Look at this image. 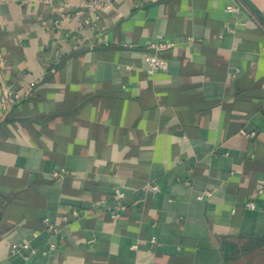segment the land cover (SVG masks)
Masks as SVG:
<instances>
[{"label":"crops","instance_id":"1","mask_svg":"<svg viewBox=\"0 0 264 264\" xmlns=\"http://www.w3.org/2000/svg\"><path fill=\"white\" fill-rule=\"evenodd\" d=\"M87 2L0 0L25 96L0 109V264H234L227 243L264 264V24L241 0Z\"/></svg>","mask_w":264,"mask_h":264},{"label":"built area","instance_id":"2","mask_svg":"<svg viewBox=\"0 0 264 264\" xmlns=\"http://www.w3.org/2000/svg\"><path fill=\"white\" fill-rule=\"evenodd\" d=\"M49 1V0H46ZM51 1V0H50ZM115 0H88V2L85 4V6L89 7H95L99 9L105 8L110 2ZM235 9V6L230 5L228 6V10ZM4 30V26L0 25V34ZM170 44H162L160 46H156L158 49H164V47L170 46ZM6 49L0 42V88H2V92L0 94V109L6 111L11 109L12 107L19 104L24 99V94L16 88L15 84L13 82H7L5 80V65H6ZM147 64H148V71L151 74H155L159 70H165L169 66V61L167 58L160 54H150L147 56ZM243 133L247 136L253 137L257 134V132L254 131H243ZM152 189L154 191H159V186L157 184H154L152 186ZM261 192V190H259ZM117 196L118 198H123L124 193L120 190H117ZM209 192L206 193L208 195ZM204 195H200V198H203ZM245 206L247 208L255 209L257 207V204L254 200L246 202ZM116 211L115 216H120V214H117L121 211V209H126L127 206L122 205L118 206L116 205ZM118 209V210H117ZM54 227V226H51ZM28 247V244H17L13 246V251H17L20 248Z\"/></svg>","mask_w":264,"mask_h":264},{"label":"trees","instance_id":"3","mask_svg":"<svg viewBox=\"0 0 264 264\" xmlns=\"http://www.w3.org/2000/svg\"><path fill=\"white\" fill-rule=\"evenodd\" d=\"M236 249L237 246L229 243L223 246L224 255L227 263H231L232 261H235L242 257V255H240L239 253L236 254V252H234Z\"/></svg>","mask_w":264,"mask_h":264},{"label":"water","instance_id":"4","mask_svg":"<svg viewBox=\"0 0 264 264\" xmlns=\"http://www.w3.org/2000/svg\"><path fill=\"white\" fill-rule=\"evenodd\" d=\"M245 5H247L252 12L259 18V20L264 24V11L259 7V5L254 0H241Z\"/></svg>","mask_w":264,"mask_h":264},{"label":"rangeland","instance_id":"5","mask_svg":"<svg viewBox=\"0 0 264 264\" xmlns=\"http://www.w3.org/2000/svg\"><path fill=\"white\" fill-rule=\"evenodd\" d=\"M263 5H264V1H263ZM239 254L242 255V257L235 260L234 264H254L251 262V258L253 257L254 254L248 255V253L245 252V247H242L241 252Z\"/></svg>","mask_w":264,"mask_h":264}]
</instances>
